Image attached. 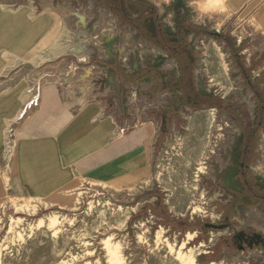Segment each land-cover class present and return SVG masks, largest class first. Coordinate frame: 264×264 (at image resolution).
Returning a JSON list of instances; mask_svg holds the SVG:
<instances>
[{"label": "crops", "instance_id": "1", "mask_svg": "<svg viewBox=\"0 0 264 264\" xmlns=\"http://www.w3.org/2000/svg\"><path fill=\"white\" fill-rule=\"evenodd\" d=\"M218 11L230 16L221 34L234 42L227 50L241 92L250 90L242 62L256 69L250 80L264 91V0H223ZM163 14L174 16L171 2ZM211 21L219 32L215 16L191 23L207 28ZM146 59L178 76L167 54L120 28L92 0H0V205L45 201L78 182L128 190L151 180L159 142H176L180 133L172 122L160 139L159 113L171 95L149 98L154 83L134 78ZM261 113L264 137V108ZM217 238L197 248L211 247ZM243 258L242 264L264 262L257 250Z\"/></svg>", "mask_w": 264, "mask_h": 264}, {"label": "rangeland", "instance_id": "2", "mask_svg": "<svg viewBox=\"0 0 264 264\" xmlns=\"http://www.w3.org/2000/svg\"><path fill=\"white\" fill-rule=\"evenodd\" d=\"M170 2L173 4L172 0L151 3L158 8L165 31L173 34L175 16L163 14L165 3ZM191 2L184 0L185 9L181 14L189 15L192 22L201 21L204 16H215L216 30L221 27L217 32L225 31L229 15L218 11V15L200 17ZM212 22L207 25L209 32L214 31ZM187 39L195 50L194 74L199 92L233 99L255 120L261 110L256 99L251 98L250 90L241 92L242 82L230 65L226 43L210 35L200 38L190 35ZM200 82L202 88L198 85ZM201 111L180 112L182 123L176 125L178 130L179 126L182 129L175 130L180 138L176 142H159L153 178L136 188L121 190L78 182L61 195L45 201L1 204L0 264H242L243 256L246 258L252 251H227L223 245L218 246L219 241L238 231L264 234L261 211L264 206L259 208L258 202L241 199L228 213L226 208L232 201V192L242 191L236 174L243 136L227 114L216 109ZM261 131L257 157L249 171L257 186L264 188V177L256 172L259 168L264 174ZM252 203L254 206L248 207ZM227 219L229 226L223 230L200 226L190 231L182 230L180 224H169L186 220L191 224L216 225ZM159 232L160 238L157 237ZM187 232L195 236L181 248ZM210 235L213 238L219 235L214 245L198 249L199 245L208 243ZM189 256L192 260L187 259Z\"/></svg>", "mask_w": 264, "mask_h": 264}, {"label": "trees", "instance_id": "3", "mask_svg": "<svg viewBox=\"0 0 264 264\" xmlns=\"http://www.w3.org/2000/svg\"><path fill=\"white\" fill-rule=\"evenodd\" d=\"M73 1V0H63ZM97 8L104 9L110 13L117 21L120 28H130L136 33V37L154 49L161 50L168 55V59L174 61L178 67V76L172 73H165L159 68L154 67L150 63V59L144 62V68L141 69L134 78L139 80L150 79L154 83V88L147 96L154 98L157 94L168 93L170 98L167 99V104L163 110L160 111L159 116L162 119L161 140L168 134L172 122L177 125L182 123L179 113L185 109L191 111H201L206 109H216L220 113H225L236 123L242 133V156L241 163L251 166L253 160L257 157V141L259 133L263 127L261 114L252 120L244 106L230 98H221L214 95H204L199 92L195 83V69L197 66V59L193 46L188 42L187 36L191 34L194 38L208 37L207 28L196 26L191 23L187 16L182 20L181 10L176 13V32L174 35L165 31L158 13V8L148 0H92ZM170 12V8H165V13ZM216 40H222L226 43V47L234 50V42L228 36H219ZM240 69L244 73V78L250 91L254 94V98L258 103V109L261 110L264 104V91L260 90V82H252L251 69L244 68L243 63L239 64ZM126 79L131 80V77L126 76ZM200 88L202 83H198ZM122 102V101H120ZM255 180L251 177L250 183L243 194L250 198H255L258 194L264 197V190H259L255 187ZM233 200L227 206L228 213L231 209L240 204L241 195L232 193ZM249 206H254L252 203ZM264 206V201H263ZM264 214V208H261ZM159 215V213H157ZM177 221V222H176ZM169 223L175 226L181 225L182 230L193 231L200 227L197 224L188 223L186 220H176ZM226 238H221L218 246L223 244ZM264 254V246L254 248ZM252 249V250H254ZM250 250V251H252ZM231 251H236L231 249ZM264 264V263H263Z\"/></svg>", "mask_w": 264, "mask_h": 264}, {"label": "flooded vegetation", "instance_id": "4", "mask_svg": "<svg viewBox=\"0 0 264 264\" xmlns=\"http://www.w3.org/2000/svg\"><path fill=\"white\" fill-rule=\"evenodd\" d=\"M172 2H173V1H172ZM184 6H185V3H184ZM173 9H174V3H173ZM184 9H185V8H184ZM184 9H183V10H184ZM183 10H181V12H182ZM178 11H180V10H178ZM178 11H175V10H174V16H175V17H176V13H177ZM182 15H183V14H182ZM187 16H188V15H186V16L183 15V16H182V20H185V18H186ZM188 17H189V16H188ZM174 22H175V29H176V27H177V25H176V18H175ZM166 32H167V31H166ZM175 32H176V30H175ZM175 32H174L172 35H174ZM213 32H215V31H213ZM216 32H217V31H216ZM167 33H169V32H167ZM207 33L210 35L211 32L207 31ZM169 34H170V33H169ZM190 35H191V34H188V36H190ZM220 35H221V34H220ZM220 35H219V36H220ZM188 36H187V38H188ZM191 36H192V35H191ZM210 36H211V35H210ZM219 36H218V37H219ZM215 38H217V37H215ZM187 40H188V39H187ZM189 43H190V42H189ZM263 106H264V105H263ZM263 106L261 107V109L263 108ZM242 147H243V146H242ZM241 156H242V150H241V154H240V159H241ZM249 168H250V166L244 165V163L239 162V165H238V173L236 174V176H238L239 181L241 182V185H242V191H241L239 194H237V193L235 192V195H241V199H249V201H252V202L256 201V202H258V203L256 204V206H259V208H260V206H263L264 197H262V196H260V195H258V194L255 195V198H254V199L248 197L247 195H244V196H243V194H244V192H245V190H246V188H247V185H248V183H250V180H251V174H250ZM236 176H234V178H236ZM257 177L260 178L259 175H257ZM229 183H230V182H229ZM254 184H255V187H257L259 190H264V188H260L259 186H257L256 182H255ZM232 193H233V192H232ZM232 200H233V196H232ZM231 202H232V201H231ZM231 202H230V203H231ZM207 224H210V223H207ZM204 225H205V224H203L201 227H205ZM216 225H217V226L224 225L225 228H226V227L229 226L228 219L225 220V222H223V223H221V224H216ZM205 228H206V227H205ZM225 228H224V229H225ZM222 230H223V229H222ZM254 234L261 235L262 242L260 241V242H258V243L256 244V243H255V239H254V240H253V246H252V248H248V244H249L250 241H252ZM222 245L224 246V249L227 250V251H229V250H231V249H235V250L240 251V252H243V251H245V250H252V249H254V248H258V247H263V246H264V234H259V233H255V232L238 231V232L234 233L232 236H230L229 238H226V239L223 241V244H222ZM254 250H257V249H254ZM254 250H252V251H254Z\"/></svg>", "mask_w": 264, "mask_h": 264}, {"label": "bare ground", "instance_id": "5", "mask_svg": "<svg viewBox=\"0 0 264 264\" xmlns=\"http://www.w3.org/2000/svg\"><path fill=\"white\" fill-rule=\"evenodd\" d=\"M154 1H165L167 2L168 0H154ZM193 6L196 8V10L200 14H207V13H213L218 10L223 9V0H194ZM53 220V219H52ZM56 221V220H55ZM52 221H50V224ZM42 223V222H40ZM56 223V222H55ZM42 225V224H41ZM52 227V226H51ZM161 232L157 234V237L160 238ZM194 235L193 234H187L186 240H184L181 244V248H184L186 243L193 239ZM179 254V252H177ZM189 253V252H188ZM187 254V253H186ZM178 258V257H177ZM176 258V259H177ZM188 260H192V257H188ZM194 261V260H193ZM211 264H217V263H211Z\"/></svg>", "mask_w": 264, "mask_h": 264}, {"label": "water", "instance_id": "6", "mask_svg": "<svg viewBox=\"0 0 264 264\" xmlns=\"http://www.w3.org/2000/svg\"><path fill=\"white\" fill-rule=\"evenodd\" d=\"M172 1L174 3V10L175 11L183 10L185 8L184 0H172ZM210 35L213 36V37H218L220 34L215 31V32H211ZM263 108H264V106H263ZM204 226L206 228L212 229V230H222V229L225 228L224 225L217 226V225H214V224H205ZM254 239H255V243L256 244L258 242H260V241L262 242L261 235L254 234L252 241H250L249 244H248V248H252Z\"/></svg>", "mask_w": 264, "mask_h": 264}]
</instances>
